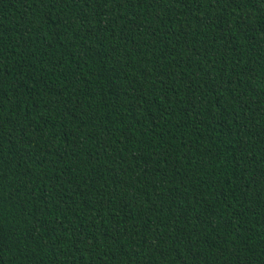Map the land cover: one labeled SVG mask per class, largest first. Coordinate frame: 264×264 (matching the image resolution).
<instances>
[{"label":"trees","instance_id":"16d2710c","mask_svg":"<svg viewBox=\"0 0 264 264\" xmlns=\"http://www.w3.org/2000/svg\"><path fill=\"white\" fill-rule=\"evenodd\" d=\"M0 264H264V0H0Z\"/></svg>","mask_w":264,"mask_h":264},{"label":"bare ground","instance_id":"6f19581e","mask_svg":"<svg viewBox=\"0 0 264 264\" xmlns=\"http://www.w3.org/2000/svg\"><path fill=\"white\" fill-rule=\"evenodd\" d=\"M186 165V164H185Z\"/></svg>","mask_w":264,"mask_h":264}]
</instances>
